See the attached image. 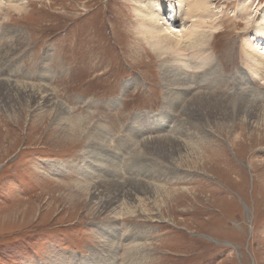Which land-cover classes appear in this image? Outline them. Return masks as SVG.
Wrapping results in <instances>:
<instances>
[{
	"label": "rangeland",
	"instance_id": "1",
	"mask_svg": "<svg viewBox=\"0 0 264 264\" xmlns=\"http://www.w3.org/2000/svg\"><path fill=\"white\" fill-rule=\"evenodd\" d=\"M156 1H1L0 55L8 48L9 56L0 68V264H264V55L256 44L264 0H207L205 22L196 23L187 19L191 0H170L152 20L172 37L196 30L210 39L203 50L225 78V96L254 91V101L228 102L229 116L219 112L212 125L183 124L186 100L207 92L196 66L191 78L173 82L175 103L166 104L164 57L137 28V10ZM19 2L17 13L10 6ZM6 79L50 92L67 110L56 115L13 96ZM163 107L178 119L174 128L155 120ZM131 125L142 135L132 137ZM182 125L179 160L151 149L172 142L165 147L175 152ZM230 125L245 131L236 143ZM96 127L103 138L94 141ZM142 181L135 193L131 186ZM114 191L120 197L102 207Z\"/></svg>",
	"mask_w": 264,
	"mask_h": 264
},
{
	"label": "bare ground",
	"instance_id": "2",
	"mask_svg": "<svg viewBox=\"0 0 264 264\" xmlns=\"http://www.w3.org/2000/svg\"><path fill=\"white\" fill-rule=\"evenodd\" d=\"M1 1L2 0H0V9L2 8ZM183 2H184V0L182 1V3ZM206 2H207V0H191L190 5L188 6L187 19H190L191 21H194L193 17L197 18L198 21H194V23L199 22V21H204V16H205L204 14L208 12V8H207L208 6L206 5ZM182 3H181V0H180V2L175 3V4H177L178 6H181ZM171 5L173 6V3H171L170 0H169V2H168V0H157L156 3H154L153 5L149 4L146 7L145 13H142L141 8L138 9V10L136 9L137 10V12H136V14H137V23H138L137 28H138V33L141 35V37H143V40L149 45V47L152 48L157 53L158 56L164 57L163 60H162V66H164L163 79L167 83V84L166 83L165 84H166V86L169 89L166 92L167 94L165 96L166 104L169 107L172 104L174 105V103H175V100H174L175 98L173 97L172 94H170L171 90H173L174 88L178 87V86H172L174 81H182V79L191 78L190 75L195 72L194 71V66H196V68H197V74L195 73L196 77H197V75H201L202 78H204L203 80H205V82H203V83H201L202 80H200V84L203 85L204 88H206L205 90L207 92L200 93V94H198L196 96H193V97H191V95H190V97L186 100V105L184 106V110L182 109L183 111L181 113L184 116L183 124L185 125L187 120H189V119H193V120L194 119H197V120L201 119L204 122L208 123V125L210 123L212 125L213 122L211 121V119L213 117H215V116H218L216 114H219V112L222 115L226 114L227 117L229 116V112L227 110L228 102H230L231 105H232V103L237 102V101L243 102L244 99H250L251 101H254L255 98H254V95H253L254 94L253 90H251L253 92H250V90L237 89L236 91L233 90V93H234L233 95H227V96H225L226 95L225 91L220 90V87H222V84H223L225 78L222 76V74H219L218 71H216V68H215V66L213 64V59L211 60V57H212L211 55L212 54H210V53L208 54L207 52H205V50H203V47H207V44H208L210 39H207V38H205V36L200 35L199 33H197L199 31H196V30H194V31L191 30V31L185 32L182 35H179V37H178V34H177L176 37H174V36L172 37V36H170V35H168L166 33L172 32L173 29H170L168 31L167 30V26H163L164 23H161L159 26L154 25L152 20L156 21L155 17L160 16L161 13L163 14L164 12H166V9L172 8ZM10 7H11V9L13 11H16L17 13L22 10V5H20V2L18 4L11 5ZM198 11L200 13L198 14V16H196V12H198ZM166 25H167V23H166ZM165 28H166V33L163 34V32H165L164 31ZM168 29H169V27H168ZM181 37L183 39H185V40H183ZM261 38H263V39H261L262 42L261 43H256V44L258 46L257 48H259L260 52L264 55V36H261ZM20 40H21V36H20V38H16V45H15L16 49H17V46L19 45ZM187 40H188V42L186 43ZM252 43H255V42L252 41L251 44ZM12 48H14V47H12ZM8 50H9L8 48L4 49L3 53L7 52ZM187 50H189V54L191 53V57L193 58V60L195 62H197V64H195L193 61H190L189 55H187V53H186ZM184 52H185V54H184ZM3 53H2V55H0V68H2V65H4V63H5V61H3V59L5 60V58L7 56H9L8 54L4 55ZM253 60H255V59H253ZM211 62H212V64H211ZM258 64L262 65V66L264 65L263 61H260V60H258ZM258 70L260 72H264V70L262 68H258ZM257 72L258 71H254L253 73H257ZM256 75H258V73ZM206 77H207V79H205ZM194 78H195V76L193 75L192 79H194ZM196 80H199L198 77H197ZM3 83H4L3 85H13L14 86V87H12L10 89V90H13L12 93L14 92L13 96H18L20 99H23V100L26 99V100L34 101V102L39 103L40 105H42V107L47 106V108H49V107L52 106L54 108V110L56 111L55 112L56 115H58V113H60L59 111H61V110H62V112L67 110V109H65L66 107L63 106V103H61L59 101H57V102L54 101L53 100V98H54L53 95L50 92H48V91L47 92L45 90H43V91L37 90L36 91L35 89L32 88V86L30 88H27L28 85H24V84L16 85V83L10 82L9 79H6L5 82H3ZM179 87H181V86H179ZM263 96H264V91H263ZM259 100H261V99L259 98ZM230 103H229V105H230ZM234 105H236V104H234ZM237 107H238V105H237ZM243 107L245 108L246 106H243ZM232 108H233V106H232ZM253 111H255V109ZM231 112H232V110H231ZM231 112H230V114H231ZM257 113H259V111H257ZM175 114L176 113H174V116H175ZM234 115H237L236 112H235ZM247 115H249V114H247ZM135 117L136 116H134L132 118V121L135 120ZM249 117H251V116L249 115ZM174 118L175 117H172V119H171L170 112L163 107L161 109V113H159L156 116L155 120L159 119L162 124H163L164 121L166 122L167 120H169L168 124L171 123L172 126H173L172 128H174L175 125H176V122L178 121V119L174 120ZM233 118H234V116H233ZM236 118H237V116H236ZM8 121L13 123L14 126L15 125H19L17 123L18 120L16 119V117H12V119L8 120ZM250 121L251 120H249V122ZM226 122H229L228 119H227V121L221 122V123H218V124H224ZM233 122L234 121H231L230 124L233 123ZM262 122L264 123V121H262ZM132 124L133 125H137V124H134V123H132ZM133 125H131V130H132V134L131 135H132V137L135 136L136 134H141L142 135V133H143L142 126L138 125V126L135 127ZM184 125H182V129L183 130L179 134L180 135V139L178 138V140H177V137L170 136L174 140L173 144L177 145V147L175 149V152H174L173 149H171V148L169 149V148L165 147L167 145L168 146H172V142L170 144H169V142H163V143L157 142V144H152L150 146L151 149L156 150V152L160 151L161 155H166L167 158L170 157L174 161L179 160V159L174 158V156H176L177 158L180 157L179 154H182L183 148L185 147V143L183 144L182 141H183V139L187 138L188 135H187V133H186V135H183V134L186 131H188V130H186ZM226 126H228V125H226ZM236 126L237 125H230L228 127L230 130L227 131V132L229 134L233 135V137H234L233 141H234V139H237V141L238 140L240 141L242 139V135L245 133V131H244V129L241 126L239 127V129H236L237 128ZM152 127H151V129H152ZM159 128H161L160 124H159ZM192 128H195V127H192ZM259 128H260V126H259ZM218 129H220L219 131L224 130V128H222V126L219 127ZM175 130L177 131V129H175ZM232 130L233 131L234 130H238V132L236 134H234L232 132ZM166 131H168V129ZM170 131H172V129ZM177 133H179V131H177ZM200 134H201V132H200ZM94 135L102 137L101 136L102 135L101 134V129L96 127V129L93 130V132H92V140L97 141V138H95ZM199 137H201V136H199ZM229 140H230V138H229ZM216 144H217L218 150L222 148V144L221 143H216ZM89 146L92 147V149L96 148L95 144H91L90 143ZM159 146H161L163 148H161V147L158 148ZM99 149L104 151L103 153H105V154L109 153L108 149H105V148H103L101 146H100ZM194 157H195V159H198L201 162H203V161L207 162V160H205V159H207V156H205L201 152H198V154H196V156H194ZM195 162H196V160H194V163ZM204 167H206V165ZM134 183L137 184L138 182L137 183L134 182ZM152 183L153 182H151V185H152ZM146 185H147L146 182H143V185L137 184L134 187L131 186V189L135 190V193H137L139 189L145 188ZM109 187H111V186H108L107 188H109ZM148 189H149V187H148ZM96 194L100 195L99 192H97ZM104 196H105V198L101 201L102 207H107V206L110 207L111 206V202L117 200L120 197V194H119V192H115L111 199L107 198L108 195L105 194V193H104ZM132 211H133V209H132ZM137 245H139V242L136 243L135 245H133V247L137 246ZM106 247H108V246H106ZM110 248H111V246H109V250H106V251H108V254H111V255H109V257H111V260H113L116 252L114 250H110Z\"/></svg>",
	"mask_w": 264,
	"mask_h": 264
}]
</instances>
